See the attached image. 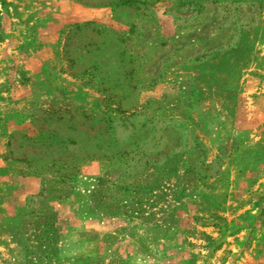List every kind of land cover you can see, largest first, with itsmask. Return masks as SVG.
Instances as JSON below:
<instances>
[{"label": "rangeland", "instance_id": "obj_1", "mask_svg": "<svg viewBox=\"0 0 264 264\" xmlns=\"http://www.w3.org/2000/svg\"><path fill=\"white\" fill-rule=\"evenodd\" d=\"M83 22L128 54L105 83L64 55ZM34 255L264 264V0H0V264Z\"/></svg>", "mask_w": 264, "mask_h": 264}, {"label": "trees", "instance_id": "obj_2", "mask_svg": "<svg viewBox=\"0 0 264 264\" xmlns=\"http://www.w3.org/2000/svg\"><path fill=\"white\" fill-rule=\"evenodd\" d=\"M120 42L121 41L116 38L114 33L110 32L106 28L97 26L93 22H83L75 24L68 32L64 43V55L72 68L80 72L91 69L93 70L94 75L100 79V82L105 83V80L101 74H103L102 69H106L109 65H112V62L108 60L110 55L115 54L117 58L120 59L122 65L124 63L127 65V63L130 62V60L126 59L128 58V54ZM75 43H77V46ZM73 45L75 46L74 49H72ZM126 65L120 67H126ZM124 74H127V76L131 75V70L128 69ZM116 81H119V78ZM132 87H135L134 84ZM109 94H111V92H109ZM131 95V91L125 90L123 95L118 100V105H120L118 107L121 108L122 104L129 100ZM129 108L130 105H124L122 112L127 111ZM80 117L84 119L87 118L84 113H81L80 115L79 113L74 114L70 113L69 111L55 112V119L62 121L63 124L69 126L75 125L76 120H78ZM79 122L82 123L81 120H79ZM97 209L98 206H95V204L86 206V211L88 212H93ZM33 240L37 243L36 247L46 244V250L44 251V254H46L48 257L50 255H54V247H49L53 240V236H51L49 232L42 235L37 233L33 235ZM38 249H35V251ZM46 255L44 257H46ZM23 257L26 259L25 264H27L26 261L29 264L31 259H36L35 255L33 258H31L32 256L30 258H26L25 256ZM45 264L57 263L47 260Z\"/></svg>", "mask_w": 264, "mask_h": 264}]
</instances>
